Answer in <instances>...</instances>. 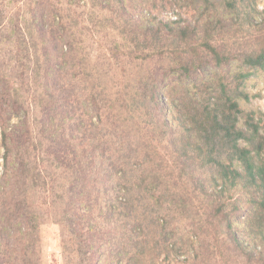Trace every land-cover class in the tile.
Here are the masks:
<instances>
[{
	"label": "trees",
	"instance_id": "obj_1",
	"mask_svg": "<svg viewBox=\"0 0 264 264\" xmlns=\"http://www.w3.org/2000/svg\"><path fill=\"white\" fill-rule=\"evenodd\" d=\"M117 1L116 10L111 0H90L97 11L89 13L91 28L80 31L79 15L59 0H30L9 22L0 10V49L4 42L14 45L10 73L0 62V264H34L39 239L27 204L32 195L72 225L61 241L66 264H156L162 254L183 255L186 242L170 228L173 208L187 212L198 194L209 205L201 224H189L195 260L180 264H236L239 257L242 264H264L256 254L257 246L264 248V133L237 102L247 99L239 87L249 73H238L234 82L226 71L199 76L210 64L225 68L232 59L238 68H263L264 23L250 22L257 35L239 56L227 54L219 39L224 28L238 25L236 3L249 0H178L201 9L198 33L197 24L179 26L181 19L174 27L156 26L130 15L141 11L143 0L136 6ZM219 6L233 14L231 24L217 17ZM240 10L250 21L244 6ZM104 22L118 28V40L112 37L99 52L109 61L106 75L104 66L99 71L86 59L82 38L84 32L93 40ZM5 73L21 87H34L33 113L7 87ZM189 78L193 91L183 85ZM20 148L37 155L28 176L16 155ZM234 189L240 193L233 199Z\"/></svg>",
	"mask_w": 264,
	"mask_h": 264
},
{
	"label": "rangeland",
	"instance_id": "obj_2",
	"mask_svg": "<svg viewBox=\"0 0 264 264\" xmlns=\"http://www.w3.org/2000/svg\"><path fill=\"white\" fill-rule=\"evenodd\" d=\"M3 2L5 5V8L0 6V10H3V16L5 17V21L9 22L12 20L13 13L19 9L21 13H25L24 10V3H28L30 0H23L24 3H19L18 5H15L13 7L8 4L5 0H0V3ZM112 1V8L116 9L119 7V2L117 0H111ZM124 3L128 0H123ZM78 2V3H76ZM142 0H134L132 1L133 5H140ZM145 5L141 9L140 12H129L130 15L133 14L136 18L141 19L144 15L145 17H148V21H150L153 25H166L168 22H174L178 21V19H181L183 22L179 26H195V24L198 25L196 29H194L195 33H198V28H201V23L204 22V17L201 16V9L198 11L193 10L190 7L183 6L178 2V0H143ZM58 6L63 7L64 9L72 8V10H75V12H70L71 16L75 17L76 15H79V19L76 21L78 25V30H82L84 27H90V24L88 23L90 11L95 12L97 9H91L90 8V0H59V3H57ZM239 3H236L235 12H236V21L238 25H230L227 28H224L223 31L227 32L224 37L220 35L221 44L225 47V52L228 54L231 52V54H236L241 56L239 53L240 47H248L250 45L249 39L252 40V38L257 35V32L253 29L255 25L258 27L260 24L264 23V0H249V3L239 4L244 6V10L250 14V21L245 20L244 13L240 10L239 7H237ZM127 7H130V5H127ZM249 7V8H247ZM217 17L221 16V19L225 20L226 22L230 23L229 21V15H233L228 13L224 7L219 6L217 9ZM118 17L119 14H116ZM77 17V16H76ZM203 18V19H200ZM124 22H126V19H123ZM250 22L253 23L250 24ZM116 23V21H115ZM118 24V23H116ZM231 24V23H230ZM103 26H106L105 28H97L96 31L99 32V34H95L93 37V40L90 39L87 33L82 34V38H84V45L87 47L86 53L89 55V59L92 64L98 66L99 71L104 66V72L110 73L109 71V64H107L108 59L103 58L101 55H99L100 50H106L110 45H112V37L114 39H117L118 36V28L114 29L115 27L112 26L111 22L103 23ZM118 26V25H117ZM116 26V27H117ZM2 27H4L2 25ZM126 29V28H125ZM5 33V31H4ZM6 40V36L3 38V42ZM171 41V39H169ZM216 40V38H214ZM213 40V41H214ZM111 43V44H110ZM219 43V42H218ZM174 44H177V42L174 41ZM13 43L11 41L4 42L1 45L0 49V62L4 60L3 65L6 66L8 64L7 59L11 58L13 56ZM187 46H182L181 48H186ZM235 52V53H232ZM238 59H232L228 66L225 68H213L210 64L204 73H199V76L202 75V77H206L207 79L210 77L212 73L220 74L224 71L227 72L226 76L229 78V81H233L237 78L236 75L238 73H249L248 76H246L242 83L240 84L239 90L242 91L246 96L247 99H238V105L241 110H243L246 113H250L253 116L254 122L259 127L258 133L262 135L264 133V67L263 68H247L242 67L238 68L236 67L239 62ZM105 62V65L103 63ZM8 70L7 72L10 73V69L8 66H6ZM33 68V65L31 66ZM204 70V69H203ZM6 74V73H5ZM108 77V76H107ZM106 78V77H105ZM5 79L7 80L8 84L7 87L10 88V90L15 89L18 93L19 98L17 99L18 102L23 103L24 111L29 110V113L34 112V106H33V91L34 87L31 85L30 88L26 89L24 87H21V83L19 79H16V82L8 75V73L5 75ZM195 81V79H187L183 82V85L187 86L189 89L192 90V83ZM194 90V89H193ZM192 90V91H193ZM159 101L161 103L165 102V98L161 95ZM143 113L147 112L150 114V111L148 108L142 107ZM24 111L20 113L19 116H16L12 119L11 123L15 124L18 122V120H21L24 116ZM24 113V114H23ZM32 116V115H31ZM151 116V115H149ZM150 118V117H149ZM238 127L243 128L242 120L238 123ZM241 147L245 146V142L242 141L239 143ZM159 153L162 155L163 151L162 148L159 147ZM252 153V152H251ZM253 154V153H252ZM3 155V148L1 147V138H0V171H1V165L2 160L1 157ZM17 158H19V162L24 167V176L30 175L31 170L35 166V158L37 157L36 153L34 152L33 148L30 149H23L20 148L17 150ZM260 156L264 157V151L260 153ZM38 159V158H37ZM167 166L169 163L165 162ZM47 167H45L46 169ZM238 170H240L239 165L237 166ZM46 172L49 171L46 169ZM240 193L239 190L234 189L232 191L233 199L237 197V195ZM135 195V193H133ZM146 197V195H144ZM206 197L204 195L198 194L196 197L192 199V209L188 210L187 212L177 211L174 210V216L170 222V228L177 227V233L174 236L175 239H179L182 237L186 243H183V255L177 256L174 253H170L169 259H165L163 254L158 259L156 264H180V261L188 260L194 261L196 252L192 251L191 246L188 244V241L186 240V237L190 238L191 240H195L196 236L194 235L192 227L189 225L190 223H197L201 224L202 221L205 218V213L203 209H207L209 202H207ZM42 199L37 197V195H32L27 204L29 205V210L31 213L35 214V218L33 219V222L35 225L38 226L37 230V237L39 239V248L36 249V252L34 253V264H66L65 256L63 250L66 247H63L61 245V241L66 239V236L69 235V233L72 232V225L69 224L67 217L61 216L56 214V209L47 208L44 205H42ZM147 203L153 204L155 203V199L150 200L147 198ZM149 209V208H148ZM98 208L96 209V212ZM157 212V210L155 211ZM163 214V212H161ZM166 215H169L170 213H165ZM159 224H162L163 222L159 219ZM86 230V228H85ZM155 228V233H156ZM154 233V232H153ZM221 236V235H220ZM210 236L208 234L206 238V243H210ZM219 240L223 243L222 237H219ZM224 244V243H223ZM225 245V244H224ZM256 254L264 257V248L260 245L256 248ZM232 252V251H231ZM262 254V255H261ZM192 259V260H191ZM188 261V262H189ZM244 259L238 258L236 260V264H242ZM73 263V262H72ZM82 263V262H81ZM70 264V263H69Z\"/></svg>",
	"mask_w": 264,
	"mask_h": 264
}]
</instances>
